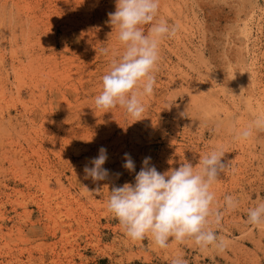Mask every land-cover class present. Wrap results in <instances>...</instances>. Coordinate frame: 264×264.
I'll list each match as a JSON object with an SVG mask.
<instances>
[{
	"label": "rangeland",
	"instance_id": "rangeland-1",
	"mask_svg": "<svg viewBox=\"0 0 264 264\" xmlns=\"http://www.w3.org/2000/svg\"><path fill=\"white\" fill-rule=\"evenodd\" d=\"M115 7L0 0V264H264V223L247 215L264 201V128L252 126L264 116V0H159L156 20L178 30L160 41L154 92L137 121L94 103L124 47L108 22ZM101 147L109 176L93 182L83 169ZM216 148L225 153L211 186L221 219L209 227L223 250L191 238H170L167 248L133 241L106 210L112 187L134 183L125 153L136 172L151 157L163 173L182 159L196 166Z\"/></svg>",
	"mask_w": 264,
	"mask_h": 264
},
{
	"label": "clouds",
	"instance_id": "clouds-1",
	"mask_svg": "<svg viewBox=\"0 0 264 264\" xmlns=\"http://www.w3.org/2000/svg\"><path fill=\"white\" fill-rule=\"evenodd\" d=\"M115 5V11L108 13V22L118 30V40L124 47L119 56L110 59L94 103L98 109L124 108L137 121L145 112L143 98L154 92L153 72L160 59V41L165 36L174 37L178 25L156 20L159 0H115ZM143 25H150L147 33ZM99 51L104 55L110 53L107 47ZM252 126L264 128V116L257 117ZM252 126L239 132L238 137L250 136ZM224 155L222 149L216 148L200 158L197 164L200 167L182 159L178 168L162 173L150 163L151 157H145L140 171L136 172L134 160L125 153L122 166L135 173L134 183L112 187L106 210L133 241L149 239L159 248H167L170 238L181 242L191 238L201 248L213 246L223 250L227 242L209 225L218 224L221 219L212 207L215 194L211 186L225 168L221 162ZM107 160V149L101 147L98 156L91 158L92 166H84L85 179L91 178L93 182L107 179L109 170L104 168ZM85 189L87 193L102 195L98 189L96 192L86 186ZM224 199L229 209L238 206L234 197L229 195ZM247 215L253 225L264 223V201L250 208ZM170 264H186V261L176 257Z\"/></svg>",
	"mask_w": 264,
	"mask_h": 264
},
{
	"label": "bare ground",
	"instance_id": "bare-ground-1",
	"mask_svg": "<svg viewBox=\"0 0 264 264\" xmlns=\"http://www.w3.org/2000/svg\"><path fill=\"white\" fill-rule=\"evenodd\" d=\"M20 114H21V113H20ZM35 114H36V113H35ZM9 116H10V115H9ZM26 117H27V116H26ZM1 120H4V119L1 118ZM9 120H10V117H9ZM7 121H8V119H7ZM9 123H10V122H9ZM1 124H2V122L0 123V125H1ZM1 126H2V125H1ZM71 166H72V165H71ZM61 173H62V172H61ZM58 174H59V173H58ZM35 200H36V199H35ZM8 202H9V201H8ZM36 202H37V201H36ZM1 203H2V202H1ZM1 203H0V204H1ZM63 226H64V225H63ZM45 228H46V227H45ZM73 247H74V246H73ZM50 249H51V248H50ZM5 250H6V249H5ZM21 251H22V250H21ZM44 251H45V250H44ZM47 251H48V250H47ZM68 251L71 252V249H68ZM11 252H14V251H11ZM11 252H10V253H11ZM18 252H19V251H18ZM22 252H23V251H22ZM45 252H46V251H45ZM50 252H51V251H50ZM62 252H63V251H62ZM69 252H68V253H69ZM6 253H7V252H6ZM43 253H44V252H43ZM64 253H65V251H64ZM50 254H51V253H50ZM62 254H63V253H62ZM25 255H26V254H25ZM30 255H31V254H30ZM42 255H45V254H42ZM47 255H48V254H47ZM65 255H66V254H65ZM70 255H71V254H70ZM132 255H133V253H132ZM132 255H131V257H132ZM134 255H135V256H138V255H136L135 253H134ZM11 256H12V255H11ZM32 256H34V255H32ZM14 257H16V256H14ZM38 257H39V256H38ZM42 257H43V256H42ZM61 257H62V256H61ZM138 257H139V256H138ZM25 258H26V256H25ZM28 258H29V257H28ZM30 258H31V257H30ZM40 258H41V257H40ZM43 258H44V257H43ZM43 258H42V259H43ZM15 259H16V258H15ZM31 259H32V258H31ZM33 259H34V258H33ZM50 259H51V258H49V260H50ZM53 259H54V258H53ZM53 259H52V260H53ZM68 259H69V258H68ZM16 260H17V259H16ZM28 260L31 261L30 259H28ZM28 260H27V261H28ZM54 260H55V259H54ZM58 260H59V259H58ZM70 260H71V259H70ZM20 261H21V260H20ZM22 261H23V259H22ZM3 262H4V261H3ZM5 262H6V261H5ZM5 262H4V263H5ZM12 263H13V261H12ZM24 263H26V262H24ZM61 263H62V262H61ZM9 264H10V263H9Z\"/></svg>",
	"mask_w": 264,
	"mask_h": 264
}]
</instances>
